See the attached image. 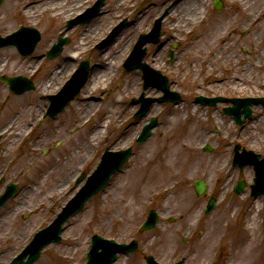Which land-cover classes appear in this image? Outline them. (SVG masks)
I'll return each mask as SVG.
<instances>
[{
    "label": "rangeland",
    "instance_id": "1",
    "mask_svg": "<svg viewBox=\"0 0 264 264\" xmlns=\"http://www.w3.org/2000/svg\"><path fill=\"white\" fill-rule=\"evenodd\" d=\"M42 1L49 0H5L0 7L3 34L23 23L42 31L30 57L18 55L12 47L0 49L2 72L33 74L38 84L17 96L0 81V175L21 186L0 209V264L11 261L55 217L82 184L77 177L93 171L107 146H133L134 152L110 183L65 224L62 240L45 246L34 264H84L94 233L119 242L139 240L137 251L120 254L114 264H146L148 254L163 263L185 257L186 263L195 264H264V195H250L253 165L241 169L233 164L236 144L264 155V106L253 105L252 117L239 125L224 111L231 101L209 106L195 100L197 95L264 96V0H222L219 9L214 0H194L201 16L182 27L173 25L176 17L169 14L180 0H106L99 16L68 31L66 20L95 0H81L82 9L70 15L77 0H66L68 7L56 17L43 10ZM29 4L34 12H29ZM163 13L162 44H150L146 60L169 76L171 89L181 92L183 99L178 104L157 101L135 118L140 103L132 98L144 90L143 74L140 69L126 71L123 62L139 33L149 31ZM125 17V27L108 45L96 49L95 43ZM95 21L102 23L89 30ZM61 33L71 42L48 60L44 52ZM174 43L179 45L170 61L168 49ZM71 50L77 54L76 63L68 57ZM84 58L92 61V76L82 94L55 118L45 117L48 95L62 87ZM73 63L72 71L54 75L61 64ZM99 64H110L111 69L98 75L93 85ZM133 80L138 81L135 89L130 87ZM144 91L147 96L163 94L154 86ZM151 117H158L159 124L145 142L137 143ZM10 121L12 133L4 130ZM208 145L212 150L205 149ZM197 177L209 185L204 195L194 189ZM240 179L247 185L236 193ZM211 196L217 201L206 213ZM150 208L159 211L158 223L142 231Z\"/></svg>",
    "mask_w": 264,
    "mask_h": 264
},
{
    "label": "water",
    "instance_id": "2",
    "mask_svg": "<svg viewBox=\"0 0 264 264\" xmlns=\"http://www.w3.org/2000/svg\"><path fill=\"white\" fill-rule=\"evenodd\" d=\"M2 0H0L1 4ZM103 0H98L96 4L87 9L86 12L80 14L74 19L68 21V28L72 27L78 22L85 23L89 21L93 16L99 13L100 7L103 5ZM221 3L217 2L216 6L219 7ZM161 19L159 18L156 21V24L153 30L146 34L143 33L140 36L139 41L137 42L135 48L133 49L131 55L128 57L125 62V67L127 69H132L136 67H141L144 71L145 84L144 87L147 88L149 85H157L163 88L165 94L159 98L157 97H145L143 92L139 98H135V102H142V107L135 114L136 116L142 115L145 113L152 102L156 100H171L178 102L181 99V94L177 91L170 89L168 84V79L165 75H162L159 70L153 69L149 64L143 61V58L146 54L147 48L143 47L144 44L148 41L157 42L159 41V36L161 34L160 26ZM126 20L118 24L113 31L108 35L107 38L103 39L97 47H102L104 44L108 43L114 35L121 29ZM40 33L35 28L23 27L18 31L14 32L11 35L6 37L0 36V46L13 43L18 46L21 52L28 54L33 51L35 45L40 39ZM69 39L60 37L59 43L53 45L49 50V57L57 55L63 47V44ZM90 65L88 60L82 61L79 68L74 72L73 76L65 83L62 89L54 95H50L52 103L48 109L47 114L51 117L57 115V113L62 110L71 99L78 94L82 86L87 81L89 76ZM1 79L10 83V88L16 93H22L30 88H34V85L31 84L28 79L18 76V77H6L3 76ZM219 100H231L234 103V106H228L225 108L227 113L234 114L237 122L242 123L246 118L252 115L251 105L256 103H263L264 105V96L263 97H246V98H232L227 99L224 97H211L207 98L203 95L197 97V101L208 104H216ZM245 115L242 118V115ZM157 119L153 118L148 124L145 125L143 131L138 137V141H143L150 134L151 129L156 125ZM240 146L236 147V157L235 163L243 167L247 163L255 165L256 169V178L255 183L252 185V195L256 196L258 194L264 193V158L259 159V154L253 150L243 149L242 153H239ZM132 152V148L128 147L121 150H110L109 147L106 148L102 160L97 166V168L90 174L85 182V184L79 189V191L67 202L63 207L62 211L54 219V221L47 226L46 228L38 231L33 240L25 247V249L17 255L9 264H32L40 256L42 248L52 242L60 240V233L63 231V223L72 215L80 211L85 202L100 189H102L110 176L115 173L127 160ZM85 173L78 178L80 182L84 177ZM245 182H241L237 186L236 190L240 191ZM18 185L16 183H9L6 191L0 196V207L5 203V201L14 193H16ZM195 188L197 193L202 194L205 192L207 186L205 182L201 179H197L195 182ZM215 199L212 198L207 206L208 211L213 208ZM158 218V213L156 210H151L149 212L148 219L144 223L142 229L151 228L156 224ZM138 246L137 240H132L129 243L123 242L119 243L115 239H108L100 234H95L92 237V247L88 253V261L86 264H113L117 258L119 252H132ZM148 264H161L158 262L154 256L147 257ZM184 259L175 262L173 264H183Z\"/></svg>",
    "mask_w": 264,
    "mask_h": 264
},
{
    "label": "bare ground",
    "instance_id": "3",
    "mask_svg": "<svg viewBox=\"0 0 264 264\" xmlns=\"http://www.w3.org/2000/svg\"><path fill=\"white\" fill-rule=\"evenodd\" d=\"M65 1L66 0H49V1H42V5H40L42 8H43V10H51L52 11V15L53 16H55L56 17V13H58V12H60V11H62V10H64L65 9ZM124 1H126V0H120V2H124ZM246 3H247V1H246ZM17 4V3H16ZM82 3H81V0H77L76 2H75V5H74V7H73V9H72V11H70V12H68L67 13V15H70V14H72V13H75L76 12V10H80V9H82ZM29 7H31L30 8V11L29 12H34L33 11V7L32 6H30V4L28 5ZM66 7H68V6H66ZM201 12H200V6H199V4L196 2V1H194V0H180V2L175 6V7H173L170 11H169V14L170 15H172V16H175L176 17V22L173 24V25H178V26H180V27H182L184 24L186 25L188 22H189V20H191V19H198L200 16H201V14H200ZM178 22V23H177ZM102 23V21H95L94 23H92L90 26H89V30H92V29H97V27H99V25ZM222 26L223 25H220V27L219 28H222ZM218 28V29H219ZM222 34V33H221ZM220 36H224L223 34L222 35H220ZM223 39H226V38H223ZM130 44L132 43V41L131 42H129ZM226 44V43H225ZM226 46H227V44H226ZM70 52H73V53H70L69 54V59L71 60V61H73V62H75L76 63V60H77V54L76 53H74V50H71ZM117 54V53H116ZM220 55H221V53H220ZM113 57H115V55H112ZM114 60H115V58H114ZM115 61H117V60H115ZM111 64H113V61H111L110 62ZM100 65V66H99ZM99 65H96L95 67H97L98 66V68H95V70H94V72H95V74L97 75L95 78H94V80L92 81V84L93 85H97V80H98V75H103L104 73H108V71H110V69H111V67H110V64H105V65H101V64H99ZM75 67V64L73 63V64H69L68 65V67L66 66H64L63 64H61V66H60V68L58 69V70H56L55 72H54V75H56V74H59V75H65L66 73H68V72H70V71H72V69ZM50 80V79H49ZM239 80H241V79H239ZM138 85V81L137 80H133L131 83H130V87L132 88V89H135V87ZM196 107H197V105H196ZM93 108V106H90L88 109H92ZM39 109L40 110H42V108H41V106L39 107ZM11 123H12V121H10L5 127H4V130H6L7 129V131H9L10 130V133H12V129L11 128H9L10 127V125H11ZM28 128V127H27ZM26 127H25V129H27ZM84 148H86V146H84ZM46 180H47V178H46ZM246 256V253H243L242 255H241V257L240 258H244Z\"/></svg>",
    "mask_w": 264,
    "mask_h": 264
},
{
    "label": "flooded vegetation",
    "instance_id": "4",
    "mask_svg": "<svg viewBox=\"0 0 264 264\" xmlns=\"http://www.w3.org/2000/svg\"><path fill=\"white\" fill-rule=\"evenodd\" d=\"M3 178H5V177L3 176Z\"/></svg>",
    "mask_w": 264,
    "mask_h": 264
}]
</instances>
